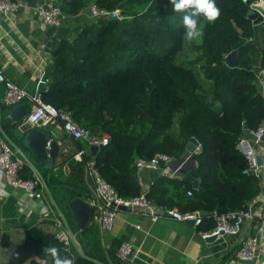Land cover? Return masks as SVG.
I'll return each instance as SVG.
<instances>
[{
    "label": "trees",
    "instance_id": "16d2710c",
    "mask_svg": "<svg viewBox=\"0 0 264 264\" xmlns=\"http://www.w3.org/2000/svg\"><path fill=\"white\" fill-rule=\"evenodd\" d=\"M215 2L219 16L212 21L200 17L202 33L194 45L198 53L182 64L176 56L185 41L183 12L174 11L170 0H62V10L69 16L90 4L126 16L93 18L81 24L73 38L60 40L51 50L54 63L47 86L40 91L44 102L69 109L78 124L109 136V143L94 154L80 140L70 138L72 149L60 151L61 164L67 162L66 174L43 166L39 170L46 191L89 258L103 264H128L115 255L120 242L112 239L105 247L94 224L79 232L70 217L67 204L76 193L63 186L90 192L84 178L89 160L120 196L134 197L143 190L142 175L133 171L136 158L148 160L156 153L179 158L189 139L195 138L200 149L193 154L189 170L199 179L198 188L192 189L182 178L145 170L150 173L146 190L151 202L180 212L224 213L244 209L260 194L258 180L248 171L236 143L245 133L243 121L251 129L264 117V96L255 76L264 61V24L257 26L255 41L249 7L243 0ZM231 51L242 67L225 65ZM2 94L0 85V128L30 163L35 162L18 130L21 122L12 124L8 118ZM81 149H86L81 161L74 160L72 156ZM32 175L26 163L20 176ZM188 189L191 195L186 194ZM203 217L198 231L207 232L214 223ZM51 245L74 264H95L81 257L72 244L66 249L54 234L37 227L26 230L12 260L14 264H51L44 252Z\"/></svg>",
    "mask_w": 264,
    "mask_h": 264
},
{
    "label": "crops",
    "instance_id": "0c3cea01",
    "mask_svg": "<svg viewBox=\"0 0 264 264\" xmlns=\"http://www.w3.org/2000/svg\"><path fill=\"white\" fill-rule=\"evenodd\" d=\"M40 1L28 0L27 7L14 15L0 13V69L30 94L40 92L47 86L48 72L54 63L51 50L60 40L73 38L81 24L88 23V19L93 20L85 9L76 16L68 15L61 27L39 32L31 17L30 6ZM77 18L81 22H77ZM41 129L48 131L59 145L52 169H60L66 174L67 162L61 164L60 151L72 149L70 138L57 125ZM18 155L23 156L22 153ZM30 167L37 175L39 170L44 169L34 161ZM139 174L142 175L140 181L143 189H147L150 173L143 170ZM84 178L90 189L91 183L86 174ZM43 187L42 196L36 198L24 189L6 184L0 173V264H6L12 259L13 250L24 240L29 228L37 227L43 232L54 234L59 228L57 218L62 225L44 184ZM254 206L264 208V195L254 199ZM45 213H49L48 216ZM243 235L258 237L259 246L254 264H264V222L254 219L245 226ZM112 239L131 244L133 257L128 264H245L235 258L239 247L236 237L223 235L211 242L205 241L189 222L168 217L152 219L134 211L121 210L112 231L103 235L101 242L107 247Z\"/></svg>",
    "mask_w": 264,
    "mask_h": 264
},
{
    "label": "built area",
    "instance_id": "2783aa9c",
    "mask_svg": "<svg viewBox=\"0 0 264 264\" xmlns=\"http://www.w3.org/2000/svg\"><path fill=\"white\" fill-rule=\"evenodd\" d=\"M62 0H41L37 4L30 6L31 17L35 28L43 32L48 28H59L67 20L68 15L63 12L61 7ZM28 0H0V13L3 15H14L22 8H26ZM87 11L91 18L110 17L118 20L126 18L119 10H106L98 8L95 4L87 6ZM264 46V39H263ZM259 91L264 96V61L255 74ZM47 81V80H46ZM0 85L3 87L1 102L7 106L8 112L13 105L24 103L27 105V112L21 121V126L43 128L57 125L62 132L71 139L80 140L87 149L90 146L104 147L109 143V136L101 131H91L88 128L78 124L72 117V112L67 108L55 107L44 102L41 99L40 92L30 94L24 88L17 85L11 78L7 77L0 69ZM200 149V144L196 146L193 153L186 154V150L179 158H173L164 153H156L152 158L146 160L136 158L134 166L137 172L143 170L158 171L160 175L169 178H182L184 175L181 170H189L193 163L192 156ZM236 149L247 161L248 171H250L258 180L260 187V196L264 195V165L262 156L264 155V117L256 128L245 129L236 143ZM86 149L77 151L72 158L81 161L82 155ZM63 152V151H62ZM260 157V164L256 163V157ZM192 161V162H191ZM26 164V160L0 137V173L6 184L22 188L36 198L43 194V183L40 177L33 173L29 179L20 176V171ZM85 174L89 178L91 187L88 203L92 206L90 223L94 224L102 239L103 235L110 233L114 221L121 211L120 206L130 207V211L147 215L152 219L158 217H168L181 222H192L194 228L204 220V215L214 223L213 227L207 232H200L202 237L219 234L221 236H234L238 240V249L235 252V258L239 260H255L259 239L257 236H244L245 226L258 218L264 222V208L254 206V198L244 209L219 213L216 210L211 212H202L200 210H191L180 212L175 208H169L151 202L145 197L147 190L143 189L139 195L134 197L120 196L117 191L99 174L94 166V162L89 160L85 164ZM194 189V188H192ZM192 189L186 190L187 195L192 194ZM258 197V196H257ZM49 213H45L48 216ZM58 230L54 232V237L62 244V247L69 249L77 234L69 229H65L57 218ZM138 228L139 226L136 225ZM116 257L121 262H130L133 257V249L130 243L120 242Z\"/></svg>",
    "mask_w": 264,
    "mask_h": 264
},
{
    "label": "water",
    "instance_id": "95a60500",
    "mask_svg": "<svg viewBox=\"0 0 264 264\" xmlns=\"http://www.w3.org/2000/svg\"><path fill=\"white\" fill-rule=\"evenodd\" d=\"M244 3L249 7L248 11V18L252 21L253 31H254V40L257 41V26L263 25L264 21V1L259 0L256 2H252L251 0H243ZM224 63L226 66L230 68H236V67H242L238 63V60L236 58V54L234 51H231L225 56ZM248 69V67H245ZM27 105L24 103H18L16 105H13L9 112H8V118L12 124L14 123H20L25 116L27 112ZM0 116H1V108H0ZM147 121L151 122V120L148 118ZM242 128L247 129V124L245 121L242 123ZM19 132L22 134V141L24 144L25 149L28 151L30 157L35 160L37 164L42 165L46 169H50L53 166L54 160L56 159L58 153H59V145L58 142L55 139L51 138V134L48 131H44L41 128L38 127H28V126H19L18 127ZM0 134L5 139V141L17 152L22 153V151L14 145L8 137L4 134V132L0 128ZM198 145V141L195 138H190L188 144L186 145V154L193 153L196 146ZM100 147L97 146H90L89 150L92 154H94ZM23 158L26 160V163H29L31 166L32 163H30L29 159L26 157L24 153ZM192 162V161H191ZM261 162L260 157H256V163L259 165ZM33 167V166H32ZM193 167V163L190 166V169ZM35 169V168H34ZM133 171L136 172L135 166H133ZM181 174L184 175V180L188 181L192 188L195 190L198 188L199 179H194L193 176L190 173V170H181ZM39 176V175H38ZM40 177V176H39ZM41 179V178H40ZM42 181V180H41ZM44 184V182L42 181ZM63 187L69 188L73 192L76 193V196L71 198L68 201L67 208L70 214V217L72 221L74 222L75 226L77 227L79 232L84 231L87 226L90 223V217L92 213V206L90 203H88L87 198L89 197V192L69 187L64 185ZM22 189V188H21ZM54 209L57 211L61 221L62 225L65 229L71 230L66 217L64 214L58 209L56 206L54 200L52 199L51 194L46 191ZM145 197L149 199L148 194H145ZM120 210H130V207H124L120 206ZM192 225V222H189ZM72 231V230H71ZM221 236V232L219 234H214L210 236L205 237V241H213L216 238ZM84 245L87 243L85 239H82ZM72 245L74 248L78 251L79 255L87 260L92 261L95 264H103L99 262L98 260L92 259L87 257L82 249L80 248V243L77 239H71ZM245 264H254V260H241ZM6 264H14L13 260L10 259Z\"/></svg>",
    "mask_w": 264,
    "mask_h": 264
},
{
    "label": "clouds",
    "instance_id": "9594fccd",
    "mask_svg": "<svg viewBox=\"0 0 264 264\" xmlns=\"http://www.w3.org/2000/svg\"><path fill=\"white\" fill-rule=\"evenodd\" d=\"M174 11L183 12L182 25L184 26L183 36L192 40L199 38L202 28L198 26L200 17L212 21L220 14V9L215 0H170ZM44 252L51 258V264H74L73 259L61 256L55 245L47 246Z\"/></svg>",
    "mask_w": 264,
    "mask_h": 264
},
{
    "label": "rangeland",
    "instance_id": "374dc122",
    "mask_svg": "<svg viewBox=\"0 0 264 264\" xmlns=\"http://www.w3.org/2000/svg\"><path fill=\"white\" fill-rule=\"evenodd\" d=\"M77 22H81L80 18H77ZM92 19H88L87 22H91ZM200 42V37L192 40L185 39L183 49L177 54L176 61L179 63H187L190 59L194 58L197 55V50L194 49V45H197ZM196 71L197 67L194 68Z\"/></svg>",
    "mask_w": 264,
    "mask_h": 264
}]
</instances>
